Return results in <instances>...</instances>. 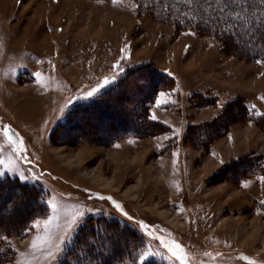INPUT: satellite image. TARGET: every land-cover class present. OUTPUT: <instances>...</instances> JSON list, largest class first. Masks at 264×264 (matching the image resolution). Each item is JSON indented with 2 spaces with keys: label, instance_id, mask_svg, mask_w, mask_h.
<instances>
[{
  "label": "rangeland",
  "instance_id": "1",
  "mask_svg": "<svg viewBox=\"0 0 264 264\" xmlns=\"http://www.w3.org/2000/svg\"><path fill=\"white\" fill-rule=\"evenodd\" d=\"M156 1L0 0V159L35 177H0L34 191L0 192V264H60L71 243L47 256L60 229L31 247L52 197L67 212L94 210L71 240L94 235L88 245L105 242L113 264H180L172 241L184 264H264V62L181 28L195 16ZM160 92L169 103L156 107ZM142 248L156 254L140 261Z\"/></svg>",
  "mask_w": 264,
  "mask_h": 264
},
{
  "label": "trees",
  "instance_id": "2",
  "mask_svg": "<svg viewBox=\"0 0 264 264\" xmlns=\"http://www.w3.org/2000/svg\"><path fill=\"white\" fill-rule=\"evenodd\" d=\"M148 1L150 4L151 0ZM164 1L167 2L166 4L176 6L174 9L172 7L169 9L166 6L176 19L182 18L185 13L195 16L196 22L190 23L191 25L183 22L181 28L185 26V28H193L199 33L212 34L224 41L226 45L229 43L237 56L252 61L258 59L264 61V21L259 19L260 0H240V3H233L232 0H221V5L219 4L218 7L215 0H192L191 3H188L187 0H159L156 2L161 7V2ZM150 7L152 6L150 5ZM161 18L158 19L173 22V20H167L165 16V19ZM223 47L225 46L223 45ZM1 182L3 183L0 192L15 189L17 193H34L33 190L27 191V186L14 183L15 181L4 180ZM79 237L78 234L74 242L66 249L60 264H76L77 243L83 245L81 259L84 264H113L118 262L119 258L115 254L106 251L107 246L104 240L102 241L104 243H100L98 252H94L95 246L93 247V244L84 243L88 238ZM119 263H122V260Z\"/></svg>",
  "mask_w": 264,
  "mask_h": 264
},
{
  "label": "snow or ice",
  "instance_id": "3",
  "mask_svg": "<svg viewBox=\"0 0 264 264\" xmlns=\"http://www.w3.org/2000/svg\"><path fill=\"white\" fill-rule=\"evenodd\" d=\"M113 2H116V0H113ZM187 2L191 3L192 0H187ZM232 2L240 3V0H232ZM260 4H261V8H260L259 19L264 21V0H260ZM185 34L194 35V33H185ZM121 51H124V49H122ZM262 62L264 61L257 60V63H262ZM120 71H123V69L121 68ZM33 75L39 78L41 76V73L36 72V73H33ZM169 75H171V73H169ZM115 78L116 77L113 76L112 79L114 80ZM37 82H39V80ZM110 83H111L110 80L104 79L102 84H98L97 87L92 88L90 91H87L83 96L79 98L73 97L71 100L68 101V104H66L64 107L67 109L68 105L72 104V100H75V99L88 100V98L94 97L100 91L102 87ZM168 103H169L168 94L165 92H160L156 98V107H161ZM69 111H71V109H69ZM256 115H261V113L257 112ZM150 118L155 120L156 119L155 114H152ZM10 130L11 129L9 126L7 125L3 126V131L5 135H7ZM178 132L179 130H177V133ZM165 139H167V137H165ZM9 143L14 145L13 153L18 154L20 157H23V153L25 151V148L23 147V141L19 139L18 137H16L15 139L9 140ZM221 163H223V161H221ZM8 172L18 174L19 178L25 181L35 178V177H30L28 175H25L22 171H20L18 163H16L12 159H0V177H4L6 173ZM261 179H264V177H261ZM2 183L3 182H0V187H2ZM244 186L247 187L246 184ZM17 195L18 196L22 195V193H17ZM99 198L105 199V197H99ZM107 199L110 200L112 204L115 206V208L120 210V212L125 217H127L129 221L133 219L131 216H129L126 212L123 211L119 203H117L115 200H112L111 197H107ZM46 203L50 209L51 214L48 215L47 218L45 219L37 220L33 222L32 228L41 230L43 235H37L32 240L31 247L35 249L37 247H43V246L52 244V236L54 234V231L57 229H60V235L57 236V242L53 245L55 251L53 252L50 250L47 252V256L49 258L55 259V253H58L61 251V244L62 243H72L71 237H72L73 232L76 230L78 225H82L85 222L83 218L85 217L86 213L92 212L94 210L86 209V208H78L73 212H67L63 210L62 205H60V203L54 197L49 198L46 201ZM95 211L99 212L100 210L96 209ZM62 216H63V227L61 228V224L59 223V221L61 220ZM138 223L141 229L147 228V226L143 222H138ZM98 231L102 233L104 230L98 229ZM148 235L151 236L152 233L148 232ZM0 239H6V238L0 237ZM85 243L94 244L95 243L94 235L89 240H86ZM166 247L168 251L171 253V255L180 261V264H184V254H183V250L180 244L172 241V242H168L166 244ZM0 251H2V249H0ZM136 254L138 255L140 261H147L148 257L153 256L156 253L142 248Z\"/></svg>",
  "mask_w": 264,
  "mask_h": 264
},
{
  "label": "bare ground",
  "instance_id": "4",
  "mask_svg": "<svg viewBox=\"0 0 264 264\" xmlns=\"http://www.w3.org/2000/svg\"><path fill=\"white\" fill-rule=\"evenodd\" d=\"M170 185V184H169ZM166 186L168 187V185L166 184Z\"/></svg>",
  "mask_w": 264,
  "mask_h": 264
}]
</instances>
